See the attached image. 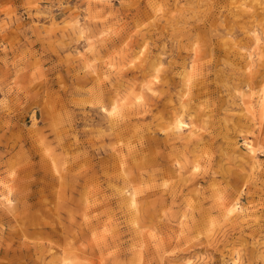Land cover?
<instances>
[{
	"label": "rangeland",
	"instance_id": "obj_1",
	"mask_svg": "<svg viewBox=\"0 0 264 264\" xmlns=\"http://www.w3.org/2000/svg\"><path fill=\"white\" fill-rule=\"evenodd\" d=\"M0 264H264V0H0Z\"/></svg>",
	"mask_w": 264,
	"mask_h": 264
},
{
	"label": "bare ground",
	"instance_id": "obj_2",
	"mask_svg": "<svg viewBox=\"0 0 264 264\" xmlns=\"http://www.w3.org/2000/svg\"><path fill=\"white\" fill-rule=\"evenodd\" d=\"M181 127H182V123H181V122H178V123L176 124V126H175V129H176V130H180ZM251 147H252V146H251ZM231 210H232V209H231Z\"/></svg>",
	"mask_w": 264,
	"mask_h": 264
}]
</instances>
